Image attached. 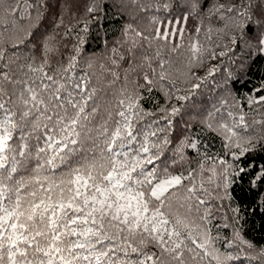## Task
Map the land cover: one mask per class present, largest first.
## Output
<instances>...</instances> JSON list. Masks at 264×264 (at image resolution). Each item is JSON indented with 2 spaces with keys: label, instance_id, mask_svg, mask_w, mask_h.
I'll return each mask as SVG.
<instances>
[{
  "label": "snow or ice",
  "instance_id": "1",
  "mask_svg": "<svg viewBox=\"0 0 264 264\" xmlns=\"http://www.w3.org/2000/svg\"><path fill=\"white\" fill-rule=\"evenodd\" d=\"M129 4L139 0H91L85 14L93 19H76L85 36L77 33L64 57L58 40L73 28L58 29L73 0H0V264H260L264 247L246 251L256 245L245 226L264 215V119L252 122L256 132L242 109L264 106V78L244 105L233 97L239 114L228 111L227 120L217 119L226 99L184 117L217 71H193L205 56L232 53L237 80L264 60V0L140 5L165 15L151 18L150 31L126 23L109 39V11L123 18ZM212 21L223 24L215 31L227 51L201 43ZM91 38L105 49L106 83L91 71ZM181 60L185 95L169 79ZM117 81L122 87L106 100Z\"/></svg>",
  "mask_w": 264,
  "mask_h": 264
},
{
  "label": "trees",
  "instance_id": "2",
  "mask_svg": "<svg viewBox=\"0 0 264 264\" xmlns=\"http://www.w3.org/2000/svg\"><path fill=\"white\" fill-rule=\"evenodd\" d=\"M11 3H14V0H10ZM100 3H103V0H99ZM158 2H163V0H139V4L131 5L129 4V8L124 11L123 18L114 17L109 11L108 19L109 23L107 25L109 29V39H118L120 37V32L122 26L126 23H131L133 28H137L139 30L150 31L154 25L151 22V18L153 16L163 18L165 12L163 9L156 11L154 8L149 9L147 11H141L140 5L144 4H157ZM88 3H91V0H73V7L69 13H66L64 16V26L60 27L58 31L60 33H64L67 31L69 26H72L73 30L69 33V35L63 39L58 40L60 46V52L64 57L71 55V48L72 44L75 42L74 37L79 33L81 36H85V33L79 31V26L76 24V19H81L83 22H87L93 19L91 16L85 14V7ZM5 6H8L7 4ZM75 13V18H73L72 13ZM173 14H176L177 10L175 8L172 9ZM190 23H195L190 22ZM211 26L213 27L214 31L212 33H208L206 31L207 25L205 29L201 31L199 34V39L201 43L209 49H214L217 53L220 51H227L224 45L228 44L229 47L231 45L227 41L226 38L223 37L222 33L215 31L216 29L222 28L223 24L218 23L216 21H212ZM104 29L101 28L100 32L103 33ZM96 30L92 29L89 33L90 36L94 37ZM7 35V34H6ZM211 36V39L208 37ZM67 45V48L64 46ZM216 45H220L217 47ZM86 53L88 56L95 57L92 60L93 68L91 69L92 72L96 74L98 79H101L103 83L111 80L112 77L104 74L102 69L99 67L100 64L106 63V52L105 49L101 46L100 41L94 38L89 40V43L85 47ZM186 54V53H185ZM59 58V57H57ZM53 59V63L55 60ZM236 57L232 55V53H228L223 57L217 56L215 59H211L208 56L204 57V63L202 67H196L193 71L196 72L198 76H205L207 71L215 67L217 71L214 73L212 77H209L202 88L199 90L197 97H196V110L191 112L188 115H185L184 119H195L197 118V111L201 108H208L211 109L213 105L216 107H220L221 100H228V107H224L221 109V114L217 116V119L227 120V112L234 111L236 114H239L238 111L234 110L231 105L233 104V97H236V101L241 105L245 104L244 97L246 94L250 92L253 88L257 87L261 83V79L264 78V60L257 59L256 63L252 64L251 71L248 75L243 77V80H237L236 78L241 75L240 69L238 65L233 63V60ZM186 61L181 60L177 62L176 70L170 75L169 79L175 82V86L180 88L181 91L179 93H175L178 95H185L187 94V90L190 87V84L187 81L188 77L186 75L187 69L184 67ZM83 66V62L82 65ZM229 74H231V79L229 78ZM233 80H236L233 83ZM244 81H247L245 84ZM199 82V81H196ZM122 87V83L117 81L116 84L112 87L107 89V96L104 97L106 100L113 99V93L116 90ZM167 87V85H166ZM174 91V90H173ZM103 95V94H102ZM156 100L159 104L163 105L165 103V97L162 92H156L155 94ZM203 101L204 103H200ZM172 103H176L175 100ZM182 103V102H181ZM171 105H169L170 107ZM146 108L154 110L155 105L152 103L146 104ZM243 112L247 113L246 119L248 123L255 129L256 132L261 130L260 125H253L252 122L254 120H261L264 119V106L255 105L252 107H243ZM104 111L103 108L101 109V116L97 118L96 123H99L100 120L103 118ZM159 115H163L160 113ZM252 128H250V132H252ZM255 134V133H252ZM211 139V137H209ZM214 144V148L212 151L219 152L221 147V140L217 137L215 140L212 141ZM259 194L256 192L251 193L246 198L249 202L255 201ZM215 223V221H214ZM246 232L245 236L246 239L250 240L256 248L254 250H247L250 255H258V252L261 247H264V215L257 214L252 216L248 219V224L245 226ZM215 234V232L213 233ZM221 235H228L226 230H222ZM204 264H207L205 261ZM243 264H258L257 261H250L244 260ZM260 264H264V258H262Z\"/></svg>",
  "mask_w": 264,
  "mask_h": 264
}]
</instances>
